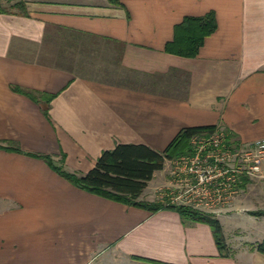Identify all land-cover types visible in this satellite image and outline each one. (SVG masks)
<instances>
[{"label": "crops", "instance_id": "1", "mask_svg": "<svg viewBox=\"0 0 264 264\" xmlns=\"http://www.w3.org/2000/svg\"><path fill=\"white\" fill-rule=\"evenodd\" d=\"M211 11L216 28L195 57L165 51L185 17ZM73 54L107 67L90 77L57 65ZM205 126L240 144L264 138V0H0V264H264L256 251L220 258L206 224L87 193L36 157L82 175L116 144L160 152ZM172 166L138 200L169 203ZM248 184L234 204L251 216L264 192ZM219 210L202 211L235 250Z\"/></svg>", "mask_w": 264, "mask_h": 264}, {"label": "trees", "instance_id": "2", "mask_svg": "<svg viewBox=\"0 0 264 264\" xmlns=\"http://www.w3.org/2000/svg\"><path fill=\"white\" fill-rule=\"evenodd\" d=\"M109 1L116 3V0ZM18 7L22 9V5H18ZM215 28L216 21L212 11L202 17H185L179 25L175 26L173 39L165 46V51L182 57H195L203 45L204 39ZM17 91L26 93L34 101L37 100L29 92ZM44 97L48 102L53 96L45 95ZM215 129L216 126L183 128L160 152L140 144H116L111 150L103 151L94 166L82 175L67 172L62 166H55L48 156L38 155L36 157L43 159L58 175L74 187L87 193L152 213L159 210L175 211L184 225L206 224L211 230L218 256L232 258V251L226 245L222 226L213 215L186 205H172L166 202L148 203L138 200L154 173L162 170L166 161L191 155L190 139L196 135L211 133ZM226 140L228 143L238 144L227 133ZM61 158L63 160V156ZM247 183L249 180L243 179L237 187L244 188ZM248 214L253 217H264V209L250 211ZM250 247L264 256V239L255 242Z\"/></svg>", "mask_w": 264, "mask_h": 264}, {"label": "built area", "instance_id": "3", "mask_svg": "<svg viewBox=\"0 0 264 264\" xmlns=\"http://www.w3.org/2000/svg\"><path fill=\"white\" fill-rule=\"evenodd\" d=\"M191 155L173 160L172 175L183 194L171 198L170 204L186 205L196 209V192L209 197L211 207L216 209L221 201L219 193L228 196L237 192L243 179L264 178V138L247 144H232L226 140V132L216 127L211 133L196 135L190 139ZM175 165V166H174ZM214 192L217 197L210 196ZM229 197L223 198L225 203ZM207 206V203H205Z\"/></svg>", "mask_w": 264, "mask_h": 264}, {"label": "rangeland", "instance_id": "4", "mask_svg": "<svg viewBox=\"0 0 264 264\" xmlns=\"http://www.w3.org/2000/svg\"><path fill=\"white\" fill-rule=\"evenodd\" d=\"M67 56H69V55H67ZM72 57H75L74 62H71L72 64L70 62L65 61L64 59L60 58V59H58L57 65L68 68V69L70 68L76 74H80V75L84 74V75H87L90 77H96V75L99 76L103 71H105V68L107 67L105 65L102 66L101 63H99L100 67H98L97 62L95 64H93L92 67H88L87 65H85V67H83V66L81 67V65H79V61H80L79 55L73 54ZM70 65H72V67ZM109 72H111V69H109ZM171 178L174 179L175 187L173 189H175V190H172V193L170 195V199L178 197L180 194L184 193V192H181L183 189L177 183L178 178L176 177V175H174V174L171 175ZM246 189H247V191L249 189L248 192H262V191L264 192V178L259 179V180L258 179L250 180ZM240 192H246V190L242 191L241 189L237 188V192H234L233 194L230 195V196H232L231 199H234L233 200V211H231L230 206H228L230 198L227 199V201L225 203L222 201L223 198L229 197L228 192H220L219 193L221 201L216 206V209H218V210L220 209L219 214L221 215V217L223 219H226V220H223V225H224L223 228L225 230L224 232L228 235V238L231 241V245L237 249V250L236 249L235 250L230 249L232 251V255H233L232 258H234V255L236 254L237 251H238L237 252L238 256H240V257L244 256V252L254 251L250 247V245H252L254 243L250 244V243H247L246 241L254 242L255 240L262 241L264 239V221H263V223L262 222H255V219L252 216L246 215L245 211L241 212L242 211L241 208L235 209L236 208L235 202H237L235 200H239ZM209 194L211 197H213V200H214V197H217L216 194H214V192H209ZM237 197H238V199H236ZM208 198L209 197L205 196V194L203 192H196V202L192 201L193 204H196V210H199L200 212H203L204 210H206V211L212 210L214 207H211L212 204L209 202L210 200ZM205 203H207V206L205 205ZM246 207H250L248 212L264 209V208H260V207L259 208L254 207L253 204H251V202H249V205ZM238 212H241V213L238 214ZM231 213H233V214H231ZM230 215L232 217L228 218L227 216H230ZM232 219H233V221H231ZM233 225L242 228L245 231V236L244 235L240 236V234L237 235L236 234L237 230L233 229ZM241 252H243V255L241 254ZM247 256L249 257V262L250 263L253 262L251 255H247ZM254 264H260V262L257 261Z\"/></svg>", "mask_w": 264, "mask_h": 264}]
</instances>
